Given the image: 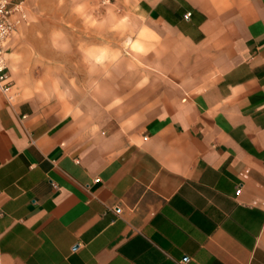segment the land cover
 Wrapping results in <instances>:
<instances>
[{
    "label": "crops",
    "instance_id": "1",
    "mask_svg": "<svg viewBox=\"0 0 264 264\" xmlns=\"http://www.w3.org/2000/svg\"><path fill=\"white\" fill-rule=\"evenodd\" d=\"M46 1L5 55L0 264H264V0H115L114 44Z\"/></svg>",
    "mask_w": 264,
    "mask_h": 264
},
{
    "label": "rangeland",
    "instance_id": "2",
    "mask_svg": "<svg viewBox=\"0 0 264 264\" xmlns=\"http://www.w3.org/2000/svg\"><path fill=\"white\" fill-rule=\"evenodd\" d=\"M39 15L42 19L37 30L46 37L56 32H94L105 26L107 42L114 44L109 33L122 32L125 38L131 31L130 10L119 8L115 0H47ZM122 42L124 47L129 45L125 39Z\"/></svg>",
    "mask_w": 264,
    "mask_h": 264
},
{
    "label": "built area",
    "instance_id": "3",
    "mask_svg": "<svg viewBox=\"0 0 264 264\" xmlns=\"http://www.w3.org/2000/svg\"><path fill=\"white\" fill-rule=\"evenodd\" d=\"M28 22L25 0H0V91L8 94L10 98L13 81L5 56L7 46L17 30Z\"/></svg>",
    "mask_w": 264,
    "mask_h": 264
}]
</instances>
